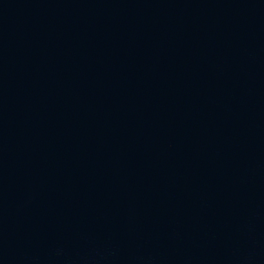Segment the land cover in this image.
Masks as SVG:
<instances>
[{"label": "water", "instance_id": "water-1", "mask_svg": "<svg viewBox=\"0 0 264 264\" xmlns=\"http://www.w3.org/2000/svg\"><path fill=\"white\" fill-rule=\"evenodd\" d=\"M0 264H264V0H0Z\"/></svg>", "mask_w": 264, "mask_h": 264}]
</instances>
